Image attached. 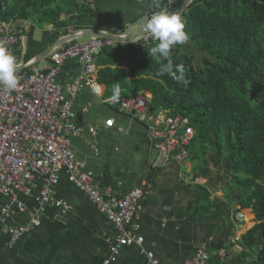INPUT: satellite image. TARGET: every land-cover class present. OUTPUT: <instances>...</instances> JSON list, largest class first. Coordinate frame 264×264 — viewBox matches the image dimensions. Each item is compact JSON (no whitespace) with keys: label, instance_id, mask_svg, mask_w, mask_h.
<instances>
[{"label":"crops","instance_id":"0c3cea01","mask_svg":"<svg viewBox=\"0 0 264 264\" xmlns=\"http://www.w3.org/2000/svg\"><path fill=\"white\" fill-rule=\"evenodd\" d=\"M86 3L97 15L69 21L66 14H61V20L69 21L67 32L60 30L51 41L52 24L37 26L20 18L28 25L15 48L17 59L21 63L40 59L39 53L46 47L79 28L130 33L153 10L150 0ZM181 46L192 56L198 51L189 41ZM48 64L47 56L34 63L38 67ZM97 70L98 67L92 86L82 78L83 67L77 58H68L59 67L56 81L64 97L71 98L75 123L83 127L70 137V146L75 161L92 173L100 191L109 188L124 194L138 189L144 193L142 208L133 222L135 234L143 238L142 244L121 246L111 253L115 241L113 224L68 181L64 172L39 209L37 197L47 179L34 174L28 195L0 194V210L9 207L10 223L37 220L33 229L13 244L6 226L0 225V264H104L105 260L107 264H147L143 253L147 251L159 264H183L201 250L209 255L208 264H253L255 255L242 244V236L257 221L250 209H239L235 196L238 188H230L234 184L232 176L215 162H209L206 176H199L200 163L195 165L190 159L152 168L155 153L145 123L106 103V87L97 82ZM70 86L76 87L72 97ZM93 87L99 91L93 92ZM141 93L150 96L148 91ZM193 178L197 179L195 183ZM238 209L245 214L243 219L237 218Z\"/></svg>","mask_w":264,"mask_h":264},{"label":"trees","instance_id":"16d2710c","mask_svg":"<svg viewBox=\"0 0 264 264\" xmlns=\"http://www.w3.org/2000/svg\"><path fill=\"white\" fill-rule=\"evenodd\" d=\"M88 1L0 0V22L50 23L51 41L60 30L67 32L69 21L97 15ZM160 8L154 4L152 12ZM181 17L188 41L209 55L196 65L183 46L173 48V64L184 66L187 87L158 75L167 61L151 55L154 45L119 42L96 55L97 82L107 96L115 83L121 96L148 91L151 111L167 108L190 119L194 135L188 159L200 163L199 176L207 175L209 162L232 176L239 209H250L257 221L242 244L254 253L253 264H264V0H192Z\"/></svg>","mask_w":264,"mask_h":264},{"label":"built area","instance_id":"2783aa9c","mask_svg":"<svg viewBox=\"0 0 264 264\" xmlns=\"http://www.w3.org/2000/svg\"><path fill=\"white\" fill-rule=\"evenodd\" d=\"M151 1L170 11L179 3V0ZM27 25L28 22L20 18L0 22V42L16 57L15 48ZM135 38L140 46L155 43L147 31ZM111 43L112 40L93 36L85 42L63 44L48 53L49 64L45 67H38L31 61L21 63L18 59V87L12 91L0 88V194L28 195L34 174H40L47 179L37 197L39 209H42L64 172L68 181L83 191L113 224L115 241L110 251L116 253L121 246L142 244L143 238L135 234L133 222L142 208L144 193L138 189L124 194L109 188L100 191L92 173L84 171L75 161L70 137L79 134L83 127L75 123L71 98L64 97L56 81L63 62L77 58L83 67L82 78L93 86L97 68L95 57L104 45ZM68 90L72 97L76 87L70 86ZM112 95L106 96V103L145 123L149 144L155 152L152 168L170 162L180 164L189 158L194 129L188 117L167 108L151 111L150 96L144 93L135 97L120 95L118 100H113ZM196 181L193 178L192 182ZM17 206L21 208L20 204ZM10 216L9 207L0 210V225L6 226L13 244L29 233L37 220L13 224L9 222ZM236 216L243 219L245 214L238 211ZM143 253L147 264H159L151 251ZM208 261L209 255L201 250L183 264H208ZM108 262L105 260L104 264Z\"/></svg>","mask_w":264,"mask_h":264},{"label":"clouds","instance_id":"9594fccd","mask_svg":"<svg viewBox=\"0 0 264 264\" xmlns=\"http://www.w3.org/2000/svg\"><path fill=\"white\" fill-rule=\"evenodd\" d=\"M143 29L151 34L154 46L150 48L152 56L163 58L166 65L159 69L158 75L168 74L185 87L190 83L186 78L182 64L174 66L172 50L176 46L188 42L189 36L185 31V23L180 14L168 8H160L152 12ZM19 67L17 57L12 54L3 42H0V88L12 91L18 87L17 70ZM98 87H93V92H98ZM121 86L115 83L112 86V99L118 100Z\"/></svg>","mask_w":264,"mask_h":264},{"label":"water","instance_id":"95a60500","mask_svg":"<svg viewBox=\"0 0 264 264\" xmlns=\"http://www.w3.org/2000/svg\"><path fill=\"white\" fill-rule=\"evenodd\" d=\"M192 2V0H182L174 9L171 11L177 12L178 14H182L184 10L188 7V5ZM147 20L143 21L140 26L133 29L130 33L125 35H117L114 33H109L99 29H91V28H79L71 31L70 33L59 37L53 44L46 47L39 55L41 56L40 59L31 62L32 64L37 63L38 61L42 60L43 57H46L49 52L53 48L59 47L64 43L72 41L77 38H89L91 36H98L104 39H109L112 41H119V42H126L133 38H135L140 32L145 31L143 26L146 24ZM155 153V152H154Z\"/></svg>","mask_w":264,"mask_h":264},{"label":"rangeland","instance_id":"374dc122","mask_svg":"<svg viewBox=\"0 0 264 264\" xmlns=\"http://www.w3.org/2000/svg\"><path fill=\"white\" fill-rule=\"evenodd\" d=\"M182 1V0H181ZM150 2H151V4L152 5H154V4H156V3H153L151 0H150ZM180 3V2H179ZM178 3V4H179ZM177 4V5H178ZM158 5V4H157ZM176 5V6H177ZM175 6V7H176ZM174 7V8H175ZM173 8V9H174ZM152 13H149V15H151ZM148 15V16H149ZM141 25V23L140 24H137L136 26H134L135 28L136 27H138V26H140ZM143 32H145V31H143ZM142 33V32H141ZM122 34H127V32H123ZM135 39L136 38H133V39H131V40H129V41H126V42H122V43H136V44H139L138 42H136L135 41ZM77 42H85V41H87V38H78L77 40H76ZM69 42H73V40L72 41H69ZM69 42H67V43H69ZM114 42H119V41H112V43L110 44V45H112ZM206 56H209L207 53H204V52H202V51H200V50H198V51H195V53H194V58H193V61H194V63L196 64V65H199V64H202L203 63V58L204 57H206Z\"/></svg>","mask_w":264,"mask_h":264},{"label":"bare ground","instance_id":"6f19581e","mask_svg":"<svg viewBox=\"0 0 264 264\" xmlns=\"http://www.w3.org/2000/svg\"><path fill=\"white\" fill-rule=\"evenodd\" d=\"M146 20H147V19H146ZM140 33H141V32H140ZM140 33H139V34H140ZM127 34H128V33H127ZM139 34H138V35H139ZM117 35H125V34H117ZM138 35H137V36H138ZM91 37H93V36H91ZM96 37H98V36H96ZM89 38H90V37H89ZM89 38H88V39H89ZM100 38H102V37H100ZM103 39H104V38H103Z\"/></svg>","mask_w":264,"mask_h":264}]
</instances>
